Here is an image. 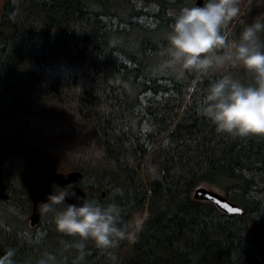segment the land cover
Masks as SVG:
<instances>
[{
    "label": "trees",
    "instance_id": "1",
    "mask_svg": "<svg viewBox=\"0 0 264 264\" xmlns=\"http://www.w3.org/2000/svg\"><path fill=\"white\" fill-rule=\"evenodd\" d=\"M189 3L0 0V145L15 146L0 168V248H13L17 264L44 251L58 264H264V136L215 132L197 111L206 81L160 66L168 12ZM241 7L231 35L264 14L259 0ZM24 146L81 172L86 198L116 202L125 219L141 213L135 242L80 250L48 216L31 227ZM201 186L243 214L193 199Z\"/></svg>",
    "mask_w": 264,
    "mask_h": 264
},
{
    "label": "clouds",
    "instance_id": "2",
    "mask_svg": "<svg viewBox=\"0 0 264 264\" xmlns=\"http://www.w3.org/2000/svg\"><path fill=\"white\" fill-rule=\"evenodd\" d=\"M242 2L202 0L198 4L190 0L169 10L171 22L165 37L167 66L180 75L193 74L197 83L206 81L199 93V114L215 132L234 138L264 136V14L231 35L227 28L242 15ZM238 72H244L246 78H240ZM113 193L120 194L122 189L117 187ZM36 210L50 217L58 233L76 237L73 246L80 250L86 241L100 249L115 248L122 241L134 243L145 223L141 213L125 219L114 201L100 203L78 194L72 181L44 193ZM14 257L15 250L8 248L0 256V264H17ZM34 264H58L57 256L44 251Z\"/></svg>",
    "mask_w": 264,
    "mask_h": 264
},
{
    "label": "water",
    "instance_id": "3",
    "mask_svg": "<svg viewBox=\"0 0 264 264\" xmlns=\"http://www.w3.org/2000/svg\"><path fill=\"white\" fill-rule=\"evenodd\" d=\"M197 3H202V0H197ZM15 150V146L2 144L0 145V168L4 163L9 152ZM21 153L25 156V163L21 172V180L26 188L30 199L33 202V209L29 218L30 225L36 226L41 215L37 212V201L44 198V193L53 191V185L57 184L59 187L68 181L74 182L78 194L86 197V192L79 183L82 176L81 172L73 171L67 175L58 171L56 160L46 157L41 150L34 147H23ZM6 186L0 176V198H7ZM196 200L212 201L221 211L226 214L243 213V209L227 195L219 193L211 188L201 186L194 192ZM79 203V201H73ZM5 251L0 248V256Z\"/></svg>",
    "mask_w": 264,
    "mask_h": 264
},
{
    "label": "bare ground",
    "instance_id": "4",
    "mask_svg": "<svg viewBox=\"0 0 264 264\" xmlns=\"http://www.w3.org/2000/svg\"><path fill=\"white\" fill-rule=\"evenodd\" d=\"M8 145V144H7ZM24 147H26V146H24ZM23 148V147H22ZM34 148H36V147H34ZM40 150V149H39ZM24 156V155H23ZM47 157V156H46ZM7 158V157H6ZM50 158V157H49ZM24 159H25V156H24ZM6 160V159H5ZM24 163H25V161H24ZM23 169V168H22ZM71 172H73V171H71ZM68 173H70V172H68ZM68 173H64V174H68ZM6 186V185H5ZM199 188V187H198ZM208 188V187H207ZM197 189V188H196ZM195 189V190H196ZM212 189V188H211ZM54 190V189H53ZM195 190H194V192H195ZM214 190V189H213ZM215 191H217V190H215ZM194 192H193V199H195L194 198ZM217 192H219V191H217ZM220 193V192H219ZM7 194V193H6ZM223 194V193H222ZM104 195V194H103ZM4 199V198H3ZM230 199V198H229ZM196 200V199H195ZM201 201H205V200H201ZM212 202V201H211ZM32 209H33V202H32ZM31 213H32V211H31ZM243 214V213H242ZM236 215H239V214H236ZM30 216H31V214H30ZM30 216H29V218H30Z\"/></svg>",
    "mask_w": 264,
    "mask_h": 264
},
{
    "label": "rangeland",
    "instance_id": "5",
    "mask_svg": "<svg viewBox=\"0 0 264 264\" xmlns=\"http://www.w3.org/2000/svg\"><path fill=\"white\" fill-rule=\"evenodd\" d=\"M165 53H166V51H165ZM163 62H164V63L160 65V66H162V69H163V68H165L166 70H170V69H172V68H170L169 66H167L166 61H163ZM205 187L212 188V187H209V186H205ZM212 189H214V188H212ZM215 190H217V189H215ZM217 191H219V190H217Z\"/></svg>",
    "mask_w": 264,
    "mask_h": 264
},
{
    "label": "flooded vegetation",
    "instance_id": "6",
    "mask_svg": "<svg viewBox=\"0 0 264 264\" xmlns=\"http://www.w3.org/2000/svg\"><path fill=\"white\" fill-rule=\"evenodd\" d=\"M29 223H30V221H29ZM31 226V225H30ZM32 227V226H31Z\"/></svg>",
    "mask_w": 264,
    "mask_h": 264
}]
</instances>
